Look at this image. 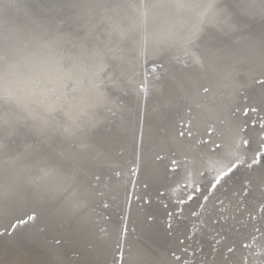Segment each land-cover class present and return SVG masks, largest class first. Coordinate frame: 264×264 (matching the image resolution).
I'll list each match as a JSON object with an SVG mask.
<instances>
[{"label": "rangeland", "instance_id": "obj_1", "mask_svg": "<svg viewBox=\"0 0 264 264\" xmlns=\"http://www.w3.org/2000/svg\"><path fill=\"white\" fill-rule=\"evenodd\" d=\"M92 5L94 9H91ZM118 6L121 7L120 10ZM102 7L105 8L100 11ZM109 9L111 10L108 11ZM116 9L118 10L116 11ZM113 11H116V14ZM120 11H123L126 16ZM259 11L261 12L259 13ZM127 15H129L128 18ZM101 16L104 17L103 20H100ZM160 21L161 24H159ZM103 25L104 27H102ZM263 25L264 0H0V63L6 61L5 59H12L13 56L20 55L19 53L22 51L24 55L28 54L25 55L26 58L37 54L38 63L40 62L44 71L52 76V80L59 79L61 82L55 91V95L59 92L60 96L57 94L59 98L56 95L55 100L47 99L45 101L49 105H40L43 108L39 106L38 115L41 114L32 117V122H35L34 119L36 120L40 116H52L53 120L50 121L57 123L58 119L62 118L61 116H65V108L67 105H71V102H74L78 107L86 105L88 99L96 101V104H103L96 108L104 112L105 115L100 118L101 120L99 119L100 123H96L94 126V129L97 130L98 141L91 148L101 147L105 140L103 136L109 140L113 139L115 141L113 143H116L115 149L113 148L115 154H113L117 158L112 159L115 160L104 158L107 161H101L98 156L95 158L93 156L92 160L82 162L77 160L75 162L69 159L60 160L61 153L56 154L54 149L49 152H44V149L42 152L39 151L46 153L45 159H50L46 162L53 167L62 169L61 171L71 177L75 172V169L72 170L75 164L81 165L78 175L74 177L75 183H79L87 171L93 172L86 184L87 191L85 189L81 193L78 202L82 201V204L84 203L88 209L95 208H93L96 215L95 221L99 220L96 225V232L98 231L100 234L97 235L98 238L107 234L115 226L116 220L122 218L120 207L123 206L124 200L118 189H120L121 183L126 182L123 186L126 187L125 191L127 190L125 194L127 197H131L129 200L133 208L132 213L136 212L134 213L136 215L131 217V226L129 225L128 228L126 226L127 229L125 228L123 233L132 236V233L137 232L132 221L135 220V216H139V212H141L140 216L144 218V221L152 224L156 222L157 217L161 218L160 222L163 228L168 230L167 234L179 232L178 229H182L179 250L168 253L173 261L172 264H203L208 260L212 261L216 254L225 261L228 260V255L231 256L228 249L234 251V247H228V244L221 240L225 225L235 226L236 230L238 227L248 226L249 232L243 236L240 244H237V249L242 247L248 251V257L242 258L243 261L254 256L257 259H249V264H264V259H262V257L264 258V211H261V205L264 204V160L257 157L258 163L251 168L247 166L250 163L249 157L252 155V151L258 147L261 128L264 127ZM127 26H129L128 29ZM166 26H169L171 30H168ZM131 28L134 30H129ZM38 29L42 31H38ZM128 30L130 34H128ZM106 33L108 34L106 35ZM115 35L119 38H114ZM128 37L132 39L130 40ZM63 48L66 52H63ZM57 49L60 51L58 52ZM112 49L113 51H111ZM50 51H55L56 58L53 60L44 57L45 52L49 54ZM235 51L241 53V60L231 67ZM258 55L260 56L258 57ZM205 60H209L214 69L223 68L229 74L227 80L233 82L231 83L232 93H227L223 88L218 89L217 97H221V106L218 109L210 108L207 114L203 113L204 107L202 106L208 100L209 83L202 81L200 76L195 73L197 66L199 68L202 63L205 65ZM253 66H256V71L251 69ZM183 85L186 88L188 86V89L183 88ZM183 89L192 98H196L193 103L182 99ZM126 104H130V108H127ZM2 105L1 103L0 107ZM125 105V110L121 111ZM78 107L77 109H79ZM133 110L135 111L133 112ZM200 115L204 116L201 118L206 116L203 119L205 122L199 119ZM0 116L3 115L0 114ZM227 116L233 117L235 121L239 120L238 130L242 133L241 141L251 139L250 149L242 144L243 149H240L229 159L233 160L239 157L245 161V164L230 177L231 179L229 178L225 182L227 184L224 183L214 194L210 193V200L205 202L202 197L197 196L196 199L189 202L187 196L191 194V188L183 187L184 184H188L183 174L188 160L187 149L183 148L186 142L184 139L189 138V142H195L196 146L203 145L214 154L220 153L224 146L222 134L226 129ZM172 118L175 120L171 126L168 121ZM117 120L120 121L117 122ZM176 120L178 122H175ZM62 122L60 121L61 124H59L62 127L59 126L60 129L57 127L60 131H63L66 126L71 128L70 124ZM20 125L21 122L11 123L10 131L15 137L9 141L10 145L15 143V138L19 140L22 137L18 136V132L23 130L25 125L22 124V127ZM56 130L53 127L44 130L46 137L45 140L42 139L44 142L39 140L37 144V146H41L39 149L46 146L44 143H46L47 137L54 134ZM146 130L148 131L145 133ZM151 130L153 131L151 132ZM67 133L70 137L71 134ZM82 133L83 137L87 134L94 136L93 131H89L87 127L83 129ZM145 134L149 136L146 137ZM48 142H51L50 137ZM67 142L68 146L73 145L71 138ZM84 143L86 142H83L85 150L81 147L82 152L90 148ZM126 145H130L127 156L123 151ZM215 145H220L218 151L215 150ZM144 152L148 153L150 160L161 165V174L155 180L149 174L151 172L148 171L155 169L153 163L147 167V172L144 165H140L142 163L138 161L141 160L140 157ZM138 153L140 154L138 155ZM73 154L70 152L72 157L75 156ZM138 157L139 159H137ZM173 161L180 162L179 173L174 171L177 165ZM105 170L111 173L112 181H106V177L103 176ZM204 170L206 171L205 168L199 169L193 179L199 180L198 174ZM216 170L211 174H215ZM254 172L259 174L260 183L258 184L252 182L253 180L250 178V174ZM177 173L178 175H176ZM126 178L129 179L128 182ZM176 179L180 180V185H175L176 188H179L180 195L178 194V196L172 192L167 193L166 189L169 190V188L162 186L168 181L175 184ZM129 182L134 188L129 187ZM101 183H103L102 186ZM232 188L236 189L232 193L231 202L222 200L224 198L220 197V193L222 192V196H224L223 193L229 192ZM245 188L249 189L247 193L244 191ZM151 194L154 195V201L157 199L158 203L160 202L157 204L158 207L154 205L158 211L154 206L152 207L153 201L150 197L153 195ZM158 197L160 198L158 199ZM181 200L184 203H179ZM136 209L137 211H135ZM181 211L182 215L179 214ZM193 211L195 215L192 214ZM19 214L21 212L14 215L12 219L18 221L25 218ZM77 215L75 214V216ZM75 218L68 215L61 220L67 221V223L71 221L68 224H72L73 221L75 222ZM234 220L236 221L234 222ZM37 223L39 225V222ZM100 223L103 226H100ZM68 224L63 223L64 226ZM135 239L136 237L132 236L127 241V246L125 245L124 248V259L130 254L132 248L130 243ZM120 245L121 243L115 246L116 250ZM175 257H180L179 261H176ZM229 264H231V260Z\"/></svg>", "mask_w": 264, "mask_h": 264}, {"label": "bare ground", "instance_id": "obj_2", "mask_svg": "<svg viewBox=\"0 0 264 264\" xmlns=\"http://www.w3.org/2000/svg\"><path fill=\"white\" fill-rule=\"evenodd\" d=\"M102 3H104V2H102ZM93 5H92V7L91 6H89V7H91V9L92 8L94 9ZM107 6H110V5H107ZM84 7H87V6H84ZM103 8H105V7L100 8V11H102L101 9H103ZM120 8L121 7H119V10H120ZM122 8H124V7H122ZM110 10L111 9H109L108 11H110ZM117 10L118 9H116V11ZM97 11H99V10H97ZM116 11L115 12L113 11V12L116 14ZM120 12L123 13V11H120ZM260 12L261 11H259V13ZM117 13H119V12H117ZM111 15H112V13H111ZM123 15L126 16V14H124V13H123ZM128 17H129V15H127V18ZM174 17H175V15H174ZM101 18H100V20L104 19V17H102V16H101ZM117 18H115V19H117ZM84 19L86 22V18H84ZM118 19H120V17ZM160 19H161V17H160ZM162 19H164V18H162ZM168 20H170V19H168ZM175 20H176V18H175ZM175 20H173V21H175ZM90 21H89V23H90ZM105 21H106V19H105ZM116 21H118V20H116ZM128 22H127V25H128ZM87 24H86V26H87ZM159 24H161V21ZM173 24H171V25H173ZM44 25H45V23H44ZM122 25L124 26V24H122ZM133 25L134 24H132V26ZM175 25H176V23H175ZM80 26H82V25H80ZM90 26H93V25H90ZM159 26H161V25H159ZM102 27H104V25ZM128 27L129 26H127V29H128ZM133 27H135V25ZM166 27H168L167 28L168 30H171V29H169V26H166ZM164 29H165V31H167L166 28H164ZM164 29H162V30H164ZM40 30L38 29V31H40ZM129 30H134V29L131 28ZM38 31H37V33H38ZM43 31H45V30H43ZM103 31L104 30H102V32ZM117 31H118V29H117ZM122 31H124V29H122ZM39 33H41V32H39ZM99 33L101 34V32H99ZM104 33H105V31H104ZM107 34L108 33H106V35ZM128 34H130V31ZM130 37H131V35H130ZM114 38H119V37L118 36L116 37V35H115ZM129 39L131 40L132 38H129ZM30 42H32V41H30ZM124 42H123V44H124ZM72 46H74V45H72ZM114 46H115V44H114ZM258 46L260 48V43L258 44ZM23 47H25V46H23ZM23 47H22V49H23ZM27 47H26V49H27ZM46 47H47V45H46ZM49 48H50V46H49ZM30 49H32V48H30ZM66 49H67V47H66ZM113 49L111 51H113ZM248 49H250V48H248ZM57 50H58V52L60 51L59 49H57ZM62 50L64 52L65 48H63ZM29 52H30V50H29ZM253 52H254V49H253ZM109 53H111V52L109 51ZM113 53L115 54V50ZM19 54L20 55L13 56L12 59L11 58L5 59L6 61H3L2 63H0V67L2 65H4L3 67L0 68V104L1 103L3 104L0 107V114L3 115V116H0V118H1L0 119L1 120L0 121V152H1L0 153V215L6 216L7 214L4 211L5 209L11 207L12 204H17V202L23 201L24 197H25L24 194H25V191L27 188L30 189V191H31L30 194H32L37 199H41V201H34L33 198H31L30 207L28 209H26L24 212H21L22 216L25 217L26 219L22 218L18 221H16V220L14 221L12 218H10L9 220L7 219L8 221H6L5 227L3 229H1L0 234H3V238L7 237L9 240H11L14 237V234L18 235V237H19L18 240L20 242H22L21 246L27 247L26 248L27 250H22V252H24V254L20 258V259H22V261L25 264H125V262H124L125 261V259H124L125 258L124 257V248H125V245L127 244V241L130 238H132V236L134 238L136 237V239H135V245L136 246H133L134 248L132 247L134 249V254L132 255V259H128L129 257H127L128 263L131 262L132 264H172L173 261L170 259L168 253L170 251H178L179 250V240H180L179 238L181 237V230L182 229H178L179 232L176 231L174 233L167 234L168 230L166 231V228H163V226L160 222L161 218L157 217L156 222L154 224H152L150 222H146V220L144 221V218L140 216L141 212H139V216H135L136 220L132 221V225H134V227L136 226L135 228L137 229V232L132 233L133 234L132 236L125 235L123 233L126 226H127V228L129 225L131 226L130 219L133 216V214L136 213V212L132 213L133 208L131 205V201L129 200L130 196L127 197V195L125 194L127 192V190L125 191L126 187H123V186H125L126 182L121 183L119 185L120 189H118V192L121 191V194H122L123 200H124L123 206L120 207L121 210L119 209L122 218L120 216L121 219L116 220L117 222L115 223V226H113L107 234H104L99 238L97 237V235H100V234H98V231L96 232V225H97V223H99V220L95 221L96 215L94 214V211H93L94 207L93 208L91 207L92 209H88L84 203L82 204V201H80L81 204H80V202H78V200L81 196V193H83L85 191V189L87 191L86 184H87L88 180H90L89 179L90 175H92L91 173H93V172L87 171L85 174V177L82 176L81 181L79 183H77V185H74V184H72L74 177L76 175H78V171L81 169L79 166H81V165H77V163L75 164V166L72 168L73 171L75 169V172H74L73 176L71 177V175L61 171L62 169L60 170L56 166L53 167L48 162H46V160H50L49 158L45 159L46 153H43L44 156L38 155V154H42L40 152H42L43 149H44V152H47V151L49 152V151H52L54 149V150H56V154L61 153L60 154L61 155L60 160L69 159V160H73L75 162L77 160L82 162V161L92 160L93 156H94V158H95V156H98V159L99 158H102V159L108 158L110 160H115V159H112V158H117L116 156H114L115 151H113V148L116 146V143H113V142H115L113 139L109 140L107 137L104 138V136H103V139H105L104 141H105L106 145L105 144L103 145V143H104V141H103L101 147H97L94 149L91 148V147H94V144H96V142L98 141L96 138V136L98 137L97 132H96L97 130L94 129V126L96 123L99 124L100 122H98V121H100L101 120L100 118L105 115L104 112H102V111H100V109H96V108H97V106L100 107L103 104H99V103L96 104V101H92V100L88 99L87 100L88 103L86 105H83L81 107H78L76 105L79 108V109H77L74 102H71V105L66 106V108H65L66 111L65 112L63 111L65 113V116H61L62 118L59 117L61 119H58V121L54 120V121H57V123L50 121V120H53L52 116H51L52 119L50 116H46V117L40 116V117H37L36 120L34 119L35 122H32V117L37 116L39 113L38 108L40 105L45 106L47 104V103H45V101L47 99H51L52 101L55 100L54 97L59 93L58 92L55 95V91L57 90L56 88L58 86H60L61 82L59 79L52 80V76H50L49 73H46L44 71L40 62L38 63L37 54H35V55L33 54L34 56L30 55L31 57H29V58L25 57V55L27 53L24 55L23 51ZM38 54L40 55V52ZM45 54L46 55L44 57L45 58L48 57L50 60H53L54 58H56L55 51H53V52L50 51L49 54H48V52H45ZM240 54L241 53L238 51L237 52L235 51L234 55L232 54L233 55L232 59L234 61H233V65H231V67H234L235 66L234 64H236L237 62H239L241 60ZM259 56L260 55H258V57ZM6 57L9 58V56H6ZM253 57H252V59H253ZM142 58H143V56H142ZM199 61H200V59H199ZM205 61H204L205 65L202 63L199 65L200 66L199 68L197 66L195 73L200 76V79L202 81H206L209 83L208 87H209L210 91L208 92L209 96L207 95L208 100H207V102L204 103L205 106H204V104L202 106V107H204L203 113L207 114V112L209 111L210 108L218 109L221 106V103H222L221 97H219V98L217 97L218 92H219L218 89L223 88V89H226L227 93H230L232 90L231 89L232 88L231 83H233V82H230L229 79L227 80V78L229 77V74L226 73V71L223 68L214 69L213 68L214 66H212V63H210L209 60L206 62ZM261 61H263V60L261 59ZM113 62H115V61H113ZM119 63H121V62L119 61ZM124 65H127V64H124ZM253 67L251 69H254L256 71V66H253ZM108 68H110V67H108ZM57 71H58V69H57ZM60 72H61V70H60ZM84 72H86V71H84ZM84 72H81V73H84ZM131 75H132V71H131ZM132 77H131V79H132ZM232 86L234 88V85H232ZM183 88H186V87H184V85H183ZM186 89H188V86ZM158 91H160V90L158 89ZM182 91H184V96H183V98L181 97L183 100L187 101L188 103H190V102L193 103V101H195V99H196L195 97L192 98L191 95L189 93H187L184 89ZM59 96H58V98H59ZM56 101L58 102V100H56ZM5 103H7V104L4 105ZM196 104L198 105V103H196ZM196 104H194V105H196ZM47 105H49V104H47ZM126 105H127V108H130L129 107L130 104H126ZM126 105L121 108V111L125 110ZM61 107H62V105H61ZM41 108H43V107H41ZM62 109H63V107L60 108L61 112H62ZM227 109H228V107H227ZM134 111L135 110H133V112ZM136 116H137V113H136ZM201 117H204V116L200 115L199 119L201 121H204L203 119L206 118V116H205V118H201ZM190 119H191V116H190ZM173 120H175V119L172 118L170 121H168L169 125L172 126L174 124ZM60 121L61 122L63 121L62 123H64V121L67 122L68 124L71 125V128L69 126H66L63 129V131H60L59 129H60V127H62L59 125V124H61ZM118 121H120V120H117V122ZM12 122H21V125L22 124L25 125V128L23 130H21L20 132H18L19 134L17 133L18 136H22V137L19 140L15 138V141H14L15 143L10 145L9 141H11L13 137H15V136H13V134H11L13 132L10 131V125ZM175 122H178V121L176 120ZM225 122H226V125H225L226 129L223 130V134H222L224 146L222 147L220 153L214 154V153L210 152V150L208 151L207 148L203 147V145L200 146L198 144L199 146H196L194 144L195 142L192 143V142L188 141L189 138L184 139V140H186V142L184 143L185 145H183V148L186 147V149H187L188 160H187L186 165L184 167L185 169L183 171V174L185 177L184 179L187 180V183L189 185L192 183L193 177L195 176L196 172L199 169L205 168L206 171H209L211 174L212 171H215L216 169L223 166L232 157L233 154H235V153L237 154L240 151V149L241 150L243 149L242 143H241L243 141V140L241 141L242 133L239 132V130H238L239 120L235 121V119L233 117L227 116V120ZM14 125H16V124H14ZM55 125H57V126H55ZM72 126H74V127H72ZM50 127L56 128L57 130L54 131V134L49 135L51 142H48L49 137H47L48 139H47L46 143H44V144H46V146L43 147L42 149H39L41 146H39V145L37 146V144H38L39 140L42 141L43 138L45 140L46 136L44 135V130L46 128H50ZM57 127H59V129ZM85 127H87L89 131H93L94 136H93V134H91V136H92L91 137L89 134H87L86 136L83 137L82 132H83V129ZM198 127H199V125H198ZM12 129H13V127H12ZM69 129L71 131H68ZM85 131H87V130H85ZM147 131L148 130H146L145 133ZM152 131L153 130H151V132ZM67 132H69L71 134L70 137H69V134ZM64 133H67V134H64ZM195 133H196V131H195ZM251 134H250V136H251ZM147 136H149V135H146V137ZM70 138L72 139V144H73L72 146L71 145L68 146L67 141ZM101 138H102V136H101ZM44 140L42 142H44ZM83 142H86L84 144H87V146L90 147L85 151L86 153L84 152L85 149H84ZM34 144H36V145H34ZM81 147L84 149L83 152L81 151ZM129 150H130V145L129 146L126 145V147L123 150L126 153V156H127V154L129 155ZM70 152H73L74 153L73 155H75V156L72 157L70 155ZM182 152H185V151H182ZM96 153H99V155H96ZM140 153H138V155ZM34 154H36V155H34ZM139 157L137 159H139ZM140 159L141 160H138V161L142 163L140 165H144L143 167L145 168V170L150 165V163H151V165L153 163V167L155 169L153 168L154 169L153 171H151L150 169L149 170L147 169V170L151 172L149 174H151V176L154 180L157 179L159 177V175L161 174V165L150 160L147 152H144V154L140 157ZM139 162H137V163H139ZM138 167H139V165H138ZM103 172H104L103 176L106 177L107 182L113 180L112 178L110 179V174H111L110 172H108L107 170H105ZM178 173L176 175H178ZM246 175H248V174H246ZM250 178L253 180L252 182H255V184L260 183L259 174L257 172L251 173ZM263 179H264V177H263ZM128 181H129V179H127V182ZM176 181H177V179H176ZM130 182L128 184H130ZM102 184L103 183H101V186H102ZM225 184H227V183H225ZM66 185H68L67 186V187H69L68 189L75 188L74 191L70 194V195H72V194L74 195L73 198L69 196V199L68 200L66 199V201L64 199H63L64 201H62V200L56 201L55 202L56 204H54V205L52 204L53 206L51 205L52 207H48V205L50 203L46 204L45 202H42V200L49 202L51 200L50 199L51 195H54L57 193L59 194V192H61V191L63 192L64 190L60 187H63ZM132 186H131V184L129 185L130 188H134ZM162 186H167L169 188V190L166 189L167 193L172 192L178 196L179 188H176L174 183L171 184L168 181L167 183L162 184ZM235 189L236 188H232L229 192L223 193L224 196H222V192H221L220 197L224 198L222 200H224V201L226 200L229 202L232 199V193L235 191ZM257 194H258V192H257ZM32 195H31V197H32ZM151 195H153V194H151ZM166 196H167V194H166ZM153 197H154V195L150 197V199H152V201H153V202L151 201L152 207L154 205L157 206V204L160 203V202L158 203L159 200H157V199H156V201H154ZM159 198L160 197H158V199ZM42 207H45L48 209L46 210ZM155 209L158 211V209L156 207H155ZM45 210H46V212H45ZM135 211H137V209ZM16 214L17 213H15L14 215H16ZM21 214H19V215H21ZM75 214L76 215L78 214V215L75 216ZM68 215H70V217H74V218L76 217L75 222L73 221L72 224H68L71 221L68 220L69 222L67 223V221L63 222L61 220V218L67 217ZM30 216H32L33 218L29 219ZM238 218H241V217H238ZM229 221H231V220H229ZM235 221L236 220H234V222ZM37 222H39V225ZM237 222H238V220H237ZM63 223H66L68 225L64 226ZM226 224H227V222H226ZM35 225H37V226L35 227ZM99 225L103 226L102 223H100ZM237 225H239V224L237 223ZM32 226H34L35 228H38V229L39 228L43 229L42 233L45 235V237L48 238L47 242L52 240V241H57L58 243H63L62 248H60L59 251L56 249L50 250L49 251L50 253H43L39 250L29 251V249H31V248L28 249V244H27L28 242L26 241L27 238L24 236L23 232H24V229H26L25 230V232H26V231H28L29 228H32ZM248 228H249L248 226H246V227L241 226V227H238V230H236L235 226L234 227H230L229 225L223 226V229H224V231H222V233H223L222 238L223 239H221V240L223 242H225L226 244H228V247L233 246L234 251L231 252V256L228 255L229 258L226 261L224 259H222L221 257H219L218 254H216L213 257L212 261L208 260L204 263L202 261V263L203 264H229L230 260H231V264H249L250 263L249 259L250 260L257 259L256 257L251 256V258H248L246 261H243L242 258H245L247 256L248 251H245V249L242 247L237 249V244L238 243L240 244L243 236L248 234V232H249ZM223 229H221V230H223ZM33 231L36 232V230H33ZM127 232L130 233V231H127ZM205 233H208V232H205ZM33 238H34V236H33ZM120 243H121V245H120L119 249L116 250L115 246H117ZM131 251H133V250H131ZM58 252H60V254L57 255L56 253H58ZM70 254L73 255L75 260H73L74 258L71 257ZM0 257L3 259V264H14V262L16 260H18L17 258H15L14 256H11L7 252H4L2 254V256H0ZM71 258H73V259H71ZM262 259H264V258L262 257Z\"/></svg>", "mask_w": 264, "mask_h": 264}, {"label": "water", "instance_id": "obj_3", "mask_svg": "<svg viewBox=\"0 0 264 264\" xmlns=\"http://www.w3.org/2000/svg\"><path fill=\"white\" fill-rule=\"evenodd\" d=\"M34 155H36V154H34ZM38 155H43V153L42 154H38ZM100 159H101V161H106L105 159H102V158H100ZM72 184L77 185V183H75L74 181H73ZM67 186L68 185L60 187L64 191L63 192L62 191L59 192V194L57 193V194L51 195V197H50L51 200L49 202L48 201H43V200H42V202H45L46 204L50 203L48 205V207H52L54 204H56L55 203L56 201H59V200H62V201L65 200L66 201V199L67 200L69 199V196L73 198L74 195L73 194L70 195V194L74 191L75 188L68 189L69 187H67ZM30 192H31L30 189L27 188L26 191H25V194H24V196H25L24 200L21 201V202H17V204H12L11 207L5 209L4 211L7 214L6 216L0 215L1 216L0 217V220H1L0 221L1 222L0 223V231H1V229H3L5 227L6 221H8L10 218H12L15 213L24 212L26 209H28L30 207L31 198H34L33 199L34 201H38V199L36 197H34L32 194H30ZM31 195H32V197H31ZM10 215H12V216H10ZM133 215H135V214H133ZM25 230L26 229H24L23 233H24V236L27 238L26 241L28 242L27 243L28 244V249L31 248V249H29V251L39 250V251H41L43 253H50L49 252L50 250L56 249V250L59 251L60 248H62V246H63V243H58L57 241L50 240L49 242H47L48 238L45 237V235L42 233L43 229H40V228L38 229V228H35L34 226H32V228H29L28 231L25 232ZM33 230H36V232H34ZM32 235L34 236V238H33ZM18 239H19V237L16 234H14V237L11 240H9L7 237L3 238V234H0V256H2V254L4 252H7L11 256H14L15 258L18 259V260H16L14 262V264H25L22 261V259H20V258L24 254V252H22V250H27L26 249L27 247L21 246L22 242H20ZM130 245L132 247L136 246L135 245V241L130 243ZM133 248H131V250H133V251L130 250V254L128 255V257H129L128 259H132V255L134 254V249ZM56 254L58 255V254H60V252H58ZM128 259L127 258L125 259V264H132L131 262H129V263L127 262ZM0 264H3V259L1 257H0Z\"/></svg>", "mask_w": 264, "mask_h": 264}, {"label": "snow or ice", "instance_id": "obj_4", "mask_svg": "<svg viewBox=\"0 0 264 264\" xmlns=\"http://www.w3.org/2000/svg\"><path fill=\"white\" fill-rule=\"evenodd\" d=\"M261 139L258 141V147L252 151V155L249 157L250 163L247 164L249 168H251L253 165L258 163L257 157H260V159L264 160V127L261 128ZM244 146H247L250 148L251 140L245 139L241 142ZM215 150H219L220 145H215ZM174 164L177 165L176 169H174L175 172L180 171V162L173 161ZM245 164V161L243 159H240L239 157L229 160L223 167L216 170L215 174H211L209 171H200L199 172V180L193 179L192 183L184 184L183 187H190L191 188V194L187 196V200L190 202L193 199H196L197 196L202 197L205 202L211 199V194H214L217 190L220 189V187L231 177L233 176L239 168ZM202 181V182H201ZM175 185H180V180L175 181ZM244 191L247 193L249 191L248 188H245ZM179 203H184L183 200H181ZM105 207L107 205L105 204ZM261 211H264V204L261 205ZM182 215V211L179 213ZM195 215V212L192 213ZM33 217L30 216L29 219H32ZM229 253L233 251V249H228ZM180 257H175L176 261H179Z\"/></svg>", "mask_w": 264, "mask_h": 264}]
</instances>
